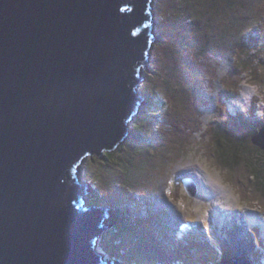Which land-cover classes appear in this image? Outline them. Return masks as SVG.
Masks as SVG:
<instances>
[{
	"label": "water",
	"instance_id": "1",
	"mask_svg": "<svg viewBox=\"0 0 264 264\" xmlns=\"http://www.w3.org/2000/svg\"><path fill=\"white\" fill-rule=\"evenodd\" d=\"M151 2L0 0V264H120L97 243L117 211L80 175L126 146L147 104ZM252 141L264 151V128Z\"/></svg>",
	"mask_w": 264,
	"mask_h": 264
},
{
	"label": "rangeland",
	"instance_id": "2",
	"mask_svg": "<svg viewBox=\"0 0 264 264\" xmlns=\"http://www.w3.org/2000/svg\"><path fill=\"white\" fill-rule=\"evenodd\" d=\"M194 2L154 0L152 4L158 42L150 67L144 72L147 83L140 86V94L147 100L141 116L158 121L153 113L157 116L167 113L172 122L157 126L159 135L156 136L152 124L145 120L139 132L142 138L137 134L135 139L136 119L130 126L131 138L122 156L123 151H119L109 153L108 158H88L81 168L83 180L101 191L104 200L113 205L128 202L123 206L127 207L126 212L120 211V206L114 208L119 222L103 232L106 235L100 244L104 256L120 264H125L124 261L139 264L140 259L146 261L144 264H154L158 261L157 247L166 255L160 264H220L239 256L252 264H264V194L255 188L253 161L249 156L239 158L236 165L220 162L223 157L215 151L216 143L211 138L214 122L231 114L234 124H238L233 138L242 144L246 153H256L251 139L264 123V0L243 2L240 10H244L239 18L248 20L247 25L231 28L237 33L236 37L231 34V44L226 39L214 47L216 53H208L209 47L202 57L192 48L191 41L189 44V41H180L181 32L189 33ZM186 3L192 8L188 9ZM246 31L253 32L254 37L242 34ZM195 35L192 41L200 37L198 32ZM167 66L174 68L173 78L178 67L206 72L204 96L187 99L173 117L172 112L179 103H174L162 91L155 98L147 97L155 85L158 90L164 86L161 69L166 72ZM237 89L239 96L231 100ZM259 108L261 111L257 113ZM242 110L250 114L243 116ZM159 137L162 144L155 142ZM137 143L138 153L132 155L131 150ZM262 158L264 163V156ZM188 178L198 183L197 196L189 194L193 188L190 184L186 187ZM94 187L91 190L96 198ZM136 192L141 193L143 199L137 200ZM247 195L248 199L243 201ZM133 201L134 207L131 206ZM250 201L254 209L246 203ZM90 202L89 197L88 204ZM130 207L133 211L128 209ZM197 245H205L213 251L212 262H206V255Z\"/></svg>",
	"mask_w": 264,
	"mask_h": 264
},
{
	"label": "trees",
	"instance_id": "3",
	"mask_svg": "<svg viewBox=\"0 0 264 264\" xmlns=\"http://www.w3.org/2000/svg\"><path fill=\"white\" fill-rule=\"evenodd\" d=\"M194 1H195L194 7L197 8L198 10H195V8H192L189 3H186V5H187L186 7L188 9L192 8L194 10V11L192 10L194 17L191 18L192 22H190V24L188 23L189 24V33L187 35H185L184 31L181 32V40L180 41L183 43H187V41H189L188 44L191 41L193 43L192 48H194L195 50L198 51V53L201 54L200 57H202L204 55L203 53H207L206 48H209V47H211V48L209 49L208 53H210V54L216 53L217 50L214 47L219 46V43L226 40V39H228V43L231 44V34L234 33L235 37L237 36L236 30L231 29V28L237 27L239 25H242V27H245L248 23V20H243V18H239L241 12L244 10V9L240 10V7L241 6L243 7L242 4L246 0H194ZM196 14L200 15V16H196ZM193 29H196V30L193 32ZM244 30H248V29H244ZM248 31L242 32V34L246 33V37H250V38L254 37L253 32L255 30H253V32H248ZM197 32H198L200 37L197 39H193V41H192V38L196 37L195 34ZM237 32L239 33V29H237ZM182 38H183V40H182ZM161 70H162V74L164 75V79H163L164 86L158 90L157 86L155 85L153 90L147 93V95H149L147 97H154L155 98V95L159 91H162V92H164L165 95L167 94L168 97L172 98L174 103H179V105H177L174 108V110L172 112V117L176 116L177 112H179L178 109L181 108L183 103L187 99H189L190 97L196 98V97H203L204 96V93H203V86H204L203 77L206 75V72L204 70L200 71V70L195 69V68L190 69V68L178 67V68H175V72H174L176 74L175 78H173V73H172L174 68L172 69L171 66H167L166 72H165V69H161ZM161 70H159V71H161ZM157 78H158V75H157ZM143 93H144V91H143ZM237 96H239V89H237V91L233 93L232 99H235ZM149 102H151V101H149ZM150 106L152 107V105H150ZM153 115L155 118L158 117L157 118L158 121H155L154 118L151 119L150 117L140 116L137 118V120L134 123V127H133V133L135 135V139H137L138 136H140L139 139L142 138L141 133L139 134V132H140V128L143 127L142 124H143V121H145V120H148L152 124V127L154 129L156 136L159 135L156 133V132H159L156 129L157 126H159V125L165 126L166 124L172 122L167 117V113L164 116H159V115L157 116L155 113H153ZM234 120L235 119L233 117H231L230 115H226L225 118L222 119L221 117H219L217 119L218 122H214L213 125H215V126H213V128H211V129H213V131H211V133L213 135L211 138L213 139L214 143H216V145L214 146L215 151H217L218 153H220V155H222L223 158L220 160V162H222L224 164L231 163V165H236L237 163H239V158L245 159V158H249V156H250V158L253 161L251 163L254 165V169H253L252 173H254V177H256L255 178L256 179L255 188L261 194H264V174L262 173L264 171V163L262 162L263 161L262 156H264V151L262 149H260L259 147H257L256 145H254L253 141L251 139V142H252L253 146L255 147V148H253V150H255L256 153L254 155L246 153L242 144L239 145V141H237L233 138L236 134V130H237L236 127L238 126V124L237 125L234 124V122H235ZM260 127L262 129L264 127V123ZM161 129L163 130L164 128H161ZM209 129H210V126H209L207 131H209ZM189 130L191 131L192 128L190 127ZM135 132H137V133H135ZM137 134H138V136H137ZM136 136H137V138H136ZM146 140H149V139H146ZM155 142L157 144H162L161 137H159L158 139L155 138ZM138 146H139V143L136 144V148H132V150H131L132 155H135L136 153H138V151H137ZM125 150H126V148H123V147L121 148L120 151H123V153H121V156L125 153ZM257 155H259V156H257ZM105 157L108 158L109 153ZM218 158H220V157L218 156ZM109 163H111V162H109ZM250 176H252V175H249V177ZM98 193H99L100 198L98 196H96V199L94 200L95 202L98 201L99 204H104V206H107L110 208H119V206H120V207H122V208H119V209H121L120 211H125V212L127 211L125 209L127 207H123V206L125 204H127L128 202L122 203L121 205L120 204L119 205H113L106 198L104 200V197H103L104 194H102L101 191L98 190ZM134 195L136 197L137 196L143 197L142 194L139 192H136ZM247 197H249V195L244 196L242 198L243 201H244V199H248ZM90 203L92 204V201ZM246 203L249 205L250 208H253V209L255 208L252 201H250V203H248V202H246ZM131 204H132L131 206L134 207L135 202L133 201ZM95 205H97V204L95 203ZM128 209L129 210L131 209V211H133V209L131 207ZM116 222H119V221L114 219L113 222L110 223V225H116L117 224ZM131 226H133V225H131ZM116 231H117V234H120V232L117 228H116ZM256 239H257V237H256ZM258 243H259V241H258ZM196 248L200 252H202L203 254L206 255V257H207L206 262H208V263L212 262L213 256H214L213 251L208 249L207 246H205V245H197ZM157 249L159 250L160 255L159 254L157 255L158 261L155 262L154 264H160V262H163V260L165 259L164 256H166L161 248L157 247ZM221 252H222V254H224L223 256H225V252H223V249ZM110 256L112 258H114V254H110ZM139 262H140L139 264H144L146 261H143L140 259Z\"/></svg>",
	"mask_w": 264,
	"mask_h": 264
},
{
	"label": "clouds",
	"instance_id": "4",
	"mask_svg": "<svg viewBox=\"0 0 264 264\" xmlns=\"http://www.w3.org/2000/svg\"><path fill=\"white\" fill-rule=\"evenodd\" d=\"M153 1H154V0H153ZM153 1H152V4H153ZM248 95H249V94L246 93V96H248ZM249 98H250V96H249ZM252 99H253V98H252ZM259 110H260V108H259ZM251 111H252V110H251ZM257 113H259L258 110H257ZM247 114H248V113H247ZM255 114H256V113H254V115H255ZM263 128H264V127H263ZM260 131H261V130H260ZM260 131H259V132H260ZM259 132H258V133H259ZM87 183H88V182H87ZM91 185H92V184H91ZM94 189H95V191H96V193H95L96 196H98V195H99V193H98V189H97L96 187H95ZM136 199H137V200H139V199H143V197H139V196H137ZM100 205H101V206H104V204H100ZM135 206H136V205H135ZM255 239H256V237H255ZM255 241H256V246H258L257 239H256ZM258 247H259V246H258Z\"/></svg>",
	"mask_w": 264,
	"mask_h": 264
},
{
	"label": "bare ground",
	"instance_id": "5",
	"mask_svg": "<svg viewBox=\"0 0 264 264\" xmlns=\"http://www.w3.org/2000/svg\"><path fill=\"white\" fill-rule=\"evenodd\" d=\"M142 97H143V96H142ZM143 98H144V97H143ZM144 99H145V98H144ZM131 123H132V122H131ZM105 156H106V155H104V157H105ZM104 157H103V158H104ZM105 158H106V157H105ZM87 159H88V158H87ZM87 159H86V160H87ZM86 160H85V161H86ZM83 164H84V163H83ZM200 178H201V177H200ZM92 185H93V184H92ZM90 190H91V189H90ZM91 192L93 193L92 190H91ZM188 192H189V191H188ZM198 192H199V189H198ZM111 226H113V225H111ZM238 227H241V226L238 224ZM110 229H111V228H110ZM253 235H254V234H253ZM249 247H250V245H249Z\"/></svg>",
	"mask_w": 264,
	"mask_h": 264
}]
</instances>
